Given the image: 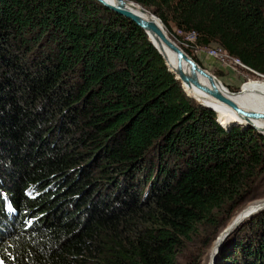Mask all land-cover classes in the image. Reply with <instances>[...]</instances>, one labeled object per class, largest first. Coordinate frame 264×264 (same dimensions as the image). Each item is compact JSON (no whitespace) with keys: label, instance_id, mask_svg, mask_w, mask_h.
<instances>
[{"label":"trees","instance_id":"trees-1","mask_svg":"<svg viewBox=\"0 0 264 264\" xmlns=\"http://www.w3.org/2000/svg\"><path fill=\"white\" fill-rule=\"evenodd\" d=\"M131 1L173 40L194 32L264 76V0ZM186 93L144 30L98 0H0V260L207 263L264 177V135L227 131L224 105L201 98L218 117ZM219 259L264 264V211Z\"/></svg>","mask_w":264,"mask_h":264},{"label":"water","instance_id":"water-1","mask_svg":"<svg viewBox=\"0 0 264 264\" xmlns=\"http://www.w3.org/2000/svg\"><path fill=\"white\" fill-rule=\"evenodd\" d=\"M103 5H105L110 10L116 12L117 14H120L124 16L125 18L130 19L133 21L137 26L142 28L144 32L148 35H150L151 39L148 36V39L150 42L154 45V47L158 50V52L162 55L163 59L165 60V57L163 56L161 50L159 49V46H165L170 51H172L177 60V67L175 71H169L175 75V78L179 80L180 82L186 83L188 85H193L199 90L209 94L210 96L214 97L216 100L227 104L230 106L235 113L242 118L244 121H248L251 118H257L264 120V113L263 112H257V111H247L244 108L238 106L235 102H233L220 88H223L220 81L217 79V77L212 74L211 72L207 71L206 69L202 68L191 56H189L167 33L165 30L160 18H158L155 14H153L151 11L145 9L140 4L131 1V0H113L114 4H108L102 0H98ZM136 8H135V7ZM157 45H156V43ZM166 63V61H165ZM182 63H185L188 66L189 73H185L182 69ZM167 64V63H166ZM168 66V65H167ZM206 77L210 86H205L201 84V82L198 79V76ZM188 95V94H187ZM189 96V95H188ZM190 97V96H189ZM193 98V97H191ZM194 99V98H193ZM205 107H209L213 111H215L210 106H207L205 104L199 103ZM245 127H251L255 129L257 132L264 135V132L261 129H258L256 126L253 125V123L247 122ZM243 126V127H244ZM239 217V214L235 217V219L232 221V223L227 226L219 235V237L216 239V241L221 237L220 245L217 248L216 257L218 255L219 249L226 238V236L229 234L230 230L233 228V225L235 222H237ZM215 241V242H216ZM215 257V258H216ZM212 251L209 254V261L208 264H213L212 262Z\"/></svg>","mask_w":264,"mask_h":264},{"label":"rangeland","instance_id":"rangeland-1","mask_svg":"<svg viewBox=\"0 0 264 264\" xmlns=\"http://www.w3.org/2000/svg\"><path fill=\"white\" fill-rule=\"evenodd\" d=\"M171 32H172V37L174 38L176 43L183 50L184 48L187 49L188 52L191 54L189 55L187 52L186 53L192 58L194 57L198 62L196 60L195 61L202 68L206 69L212 74H214V72L217 73V75L216 74L214 75L217 77V79L220 81L221 85L224 88L230 90L231 92L239 91V94L243 95L250 104H253L251 99L254 98V99H258L260 104L264 106V82H263L264 76L254 77L252 73L248 71L247 68H245L241 64L235 63L232 59L228 61V66L223 65L221 62L207 55L206 47H199L198 45L190 44L193 42V38H189L188 40L186 37V33H183L177 30L175 27L172 28ZM256 78H259V79H256ZM241 85L242 87H240ZM185 88L197 102L198 101L201 102V97L198 94H194L193 91L189 87H185ZM214 112L218 116V113L216 111ZM225 120L227 121V123H229L227 126L223 125L218 119L220 125L223 128H225L227 131H229L234 126H239L243 129L249 128L245 126L243 127L245 123L242 122L237 117L227 116L225 117ZM251 190L252 192H251V195L249 196V200L245 201L246 204L244 206L246 205L247 206L245 208L243 206L242 208L244 211H251V212L246 213L243 218L241 217L239 221L235 222V224L233 225V228L230 230L229 234L224 239L222 245L227 240V237L230 235L233 229H235L240 223H243L244 221L264 211V177L260 176L259 178H257L254 181V184ZM198 244H199V241H196V240L188 244V251H184L182 255L184 257L181 258V262H185V259L188 255L192 256L195 254L198 248ZM208 260H209L208 258H207V261L206 259L204 261L202 260V263L207 262L205 264H208ZM220 262L221 260L219 259V252H218V255L213 264H219Z\"/></svg>","mask_w":264,"mask_h":264},{"label":"bare ground","instance_id":"bare-ground-1","mask_svg":"<svg viewBox=\"0 0 264 264\" xmlns=\"http://www.w3.org/2000/svg\"><path fill=\"white\" fill-rule=\"evenodd\" d=\"M104 1H107L111 4H114V1L113 0H104ZM135 7V6H134ZM136 8V7H135ZM147 36H149V38L151 39L150 35L148 34ZM156 43V42H155ZM157 45V43H156ZM159 49L161 50L163 56L165 57V61L168 65V68L171 70V71H175L176 67H177V60H176V56L175 54L170 51L167 47L165 46H159ZM182 69L185 73H189V69H188V66L185 64V63H182ZM198 79L199 81L201 82V84L205 85V86H210L208 80L206 77H203V76H198ZM264 82V81H263ZM182 86L185 88V87H189L194 94H198L201 98H204L203 95H209L201 90H199L198 88H196L195 86L193 85H188L186 83H183L181 82ZM219 88L233 101L235 102L238 106L244 108L245 110L247 111H257V112H263L264 113V107H261V106H257V105H254V104H250L246 98L239 94V91L238 92H231L230 90L226 89V88H221V86H219ZM186 90V88H185ZM199 92H202V93H205V94H201ZM189 94V93H188ZM190 95V94H189ZM192 97V95H190ZM210 96V95H209ZM212 97V96H211ZM214 98V97H213ZM215 99V98H214ZM218 101V100H217ZM199 103H202L200 101H198ZM220 102V101H219ZM222 105H224L232 114L233 117H237L238 119H240L242 122H244L246 125L247 122H250V123H253L254 126H256L258 129H261L263 132H264V120L262 119H257V118H251L249 119L247 122L242 120V118H240L236 113L235 111L230 107L228 106L227 104L225 103H222L220 102ZM204 104V103H202ZM206 105V104H205ZM208 106V105H207ZM214 109V108H213ZM215 110V109H214ZM243 125V126H244ZM242 210L240 213H239V217H238V220L239 221L241 219V217L243 218L245 216L246 213H249L251 211H244ZM221 234V233H220ZM219 234V235H220ZM219 235L217 236V238L219 237ZM216 238V239H217ZM216 241V240H215ZM220 241H221V237L212 244L210 250L212 251V262L214 263L215 261V255L217 253V248L218 246L220 245ZM210 251V253H211Z\"/></svg>","mask_w":264,"mask_h":264},{"label":"built area","instance_id":"built-area-1","mask_svg":"<svg viewBox=\"0 0 264 264\" xmlns=\"http://www.w3.org/2000/svg\"><path fill=\"white\" fill-rule=\"evenodd\" d=\"M187 39L193 38V42L195 39V33L190 32L186 34ZM207 55L211 58L216 59L217 61L221 62L223 65L228 66V61L233 60L237 64H241L240 61L236 58L231 57L220 45L218 44H212L208 47H206ZM242 65V64H241ZM244 66V65H242ZM245 67V66H244Z\"/></svg>","mask_w":264,"mask_h":264},{"label":"clouds","instance_id":"clouds-1","mask_svg":"<svg viewBox=\"0 0 264 264\" xmlns=\"http://www.w3.org/2000/svg\"><path fill=\"white\" fill-rule=\"evenodd\" d=\"M12 213H13V215H15L16 214V210L15 211L13 210Z\"/></svg>","mask_w":264,"mask_h":264},{"label":"snow or ice","instance_id":"snow-or-ice-1","mask_svg":"<svg viewBox=\"0 0 264 264\" xmlns=\"http://www.w3.org/2000/svg\"><path fill=\"white\" fill-rule=\"evenodd\" d=\"M0 264H4L3 260H0Z\"/></svg>","mask_w":264,"mask_h":264},{"label":"crops","instance_id":"crops-1","mask_svg":"<svg viewBox=\"0 0 264 264\" xmlns=\"http://www.w3.org/2000/svg\"><path fill=\"white\" fill-rule=\"evenodd\" d=\"M240 87H242V85Z\"/></svg>","mask_w":264,"mask_h":264}]
</instances>
